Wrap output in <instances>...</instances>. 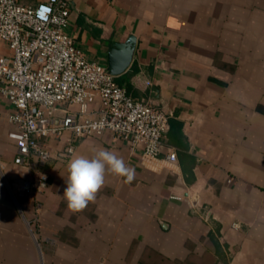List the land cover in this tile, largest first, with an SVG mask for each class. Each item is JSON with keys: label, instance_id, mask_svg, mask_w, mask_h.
Masks as SVG:
<instances>
[{"label": "crops", "instance_id": "obj_1", "mask_svg": "<svg viewBox=\"0 0 264 264\" xmlns=\"http://www.w3.org/2000/svg\"><path fill=\"white\" fill-rule=\"evenodd\" d=\"M67 4L66 31L88 60L106 66L109 44L135 36L131 62L114 80L162 108L168 129L153 159L109 132L75 139L63 158L69 131L40 138L50 150L47 185L21 196L15 179L30 174L13 163L14 108L0 95V264H137L146 250L155 261L264 264V0ZM0 54L10 55L1 40ZM100 149L134 178L107 173L95 200L72 212L67 165Z\"/></svg>", "mask_w": 264, "mask_h": 264}, {"label": "built area", "instance_id": "obj_2", "mask_svg": "<svg viewBox=\"0 0 264 264\" xmlns=\"http://www.w3.org/2000/svg\"><path fill=\"white\" fill-rule=\"evenodd\" d=\"M67 1L23 6L0 0V40L10 50L9 56L0 54V95L14 108L7 117L17 128L10 134L16 148L13 163L30 174L15 179L21 196L47 185L50 150L40 138L60 139L69 131L58 152L63 158L73 152L75 139L109 132L153 159L162 151L169 125L162 108L150 99L132 98L106 66L86 58L66 31ZM165 159L175 162V152L168 151Z\"/></svg>", "mask_w": 264, "mask_h": 264}, {"label": "clouds", "instance_id": "obj_3", "mask_svg": "<svg viewBox=\"0 0 264 264\" xmlns=\"http://www.w3.org/2000/svg\"><path fill=\"white\" fill-rule=\"evenodd\" d=\"M67 187L64 199L72 212L83 211L105 184L107 173L134 178V170L126 166L124 160L114 152L100 149L92 157L76 156L67 165Z\"/></svg>", "mask_w": 264, "mask_h": 264}, {"label": "water", "instance_id": "obj_4", "mask_svg": "<svg viewBox=\"0 0 264 264\" xmlns=\"http://www.w3.org/2000/svg\"><path fill=\"white\" fill-rule=\"evenodd\" d=\"M134 46L135 36L132 34H129L122 42H111L109 44L106 54V68L111 75H118L128 67Z\"/></svg>", "mask_w": 264, "mask_h": 264}, {"label": "trees", "instance_id": "obj_5", "mask_svg": "<svg viewBox=\"0 0 264 264\" xmlns=\"http://www.w3.org/2000/svg\"><path fill=\"white\" fill-rule=\"evenodd\" d=\"M116 83L118 85H120L119 81H116ZM208 236L211 240H214V235L213 233L210 231L208 233ZM155 254L152 250H146L144 253H143V256L142 258L138 261L137 264H204L205 260L203 261L202 259H199V258H191V259H188L187 261H184V262H174V261H170V260H167V259H164L163 257H160L159 260H156L155 261Z\"/></svg>", "mask_w": 264, "mask_h": 264}]
</instances>
